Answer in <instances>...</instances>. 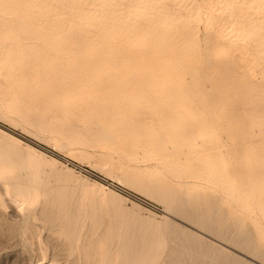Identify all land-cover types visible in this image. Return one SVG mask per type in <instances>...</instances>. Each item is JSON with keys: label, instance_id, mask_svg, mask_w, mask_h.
Masks as SVG:
<instances>
[{"label": "rangeland", "instance_id": "rangeland-1", "mask_svg": "<svg viewBox=\"0 0 264 264\" xmlns=\"http://www.w3.org/2000/svg\"><path fill=\"white\" fill-rule=\"evenodd\" d=\"M163 1L170 8L167 16L142 29L146 51L121 55L111 50L110 38L98 41V51L88 56L96 69L88 72V113H63L31 95L12 94L10 101L0 102V164L11 170L0 176V264H88L83 252L67 257L57 248L52 251L54 241L47 239L37 215L26 218L4 195V186L31 178L37 179L42 196L47 189L54 195L65 191L66 209L70 217L80 215L84 231L91 222L103 223V232L109 228L113 251L122 256L118 264L124 257L131 264H175L172 251L178 243L201 245L202 251L213 246L216 262L235 258L236 264H264V242L256 238L248 216L252 207L236 211L232 196L235 187L239 193L248 185V111L263 88L264 64H258L253 50L251 11L228 3L227 10L240 15L241 32L229 43L188 0ZM101 70L103 78L94 79ZM0 92L6 93L4 87ZM10 102L17 106L6 110ZM65 127L75 132L54 131ZM87 131L88 139L77 141ZM96 133L104 139L93 141ZM133 173L139 178L136 185L129 179ZM153 180L162 187L152 193L146 185ZM184 198L221 233L234 237L249 230L257 253L188 221L176 208ZM240 201L247 203L241 196ZM32 223L41 235H35Z\"/></svg>", "mask_w": 264, "mask_h": 264}, {"label": "bare ground", "instance_id": "bare-ground-1", "mask_svg": "<svg viewBox=\"0 0 264 264\" xmlns=\"http://www.w3.org/2000/svg\"><path fill=\"white\" fill-rule=\"evenodd\" d=\"M171 1H175L177 5L183 0ZM233 1L245 5L251 11L250 34L253 50L258 64H264V0H200L199 3L196 0H188L187 3L194 11L200 10L204 14L207 26L211 25V20L216 23L217 34L220 38L230 39V37L241 33L237 21L240 15L235 16L227 10L228 3ZM165 4L163 0H0V88L4 87L6 90V93L0 92V102L10 101L9 96L12 94L31 95L36 100L55 106L63 113H78V115L79 113H88V103L85 101L88 97L86 95L88 72H96L95 67L88 61V56L98 51L96 45L98 41L106 37L110 38L114 42L111 50L121 55L146 51L147 49L143 45L146 42V37L143 35L142 29L146 22L159 23L167 16L170 8ZM214 13L216 15H213ZM228 32L232 33L228 34ZM232 41L230 39L229 43ZM152 59L154 60V58ZM152 62L154 63V61ZM100 64L103 67L105 63L100 62ZM145 68L147 69V66ZM104 73L105 71L101 70L100 77L93 78L102 79ZM254 76L255 74L250 71V77ZM261 77L263 78L261 84L263 88L255 93L256 100L251 102L249 116L247 115L250 117L251 125L246 144L249 167L245 177L248 180V185H242V192L239 193L235 187L232 196L235 200L236 211H242V209L247 211V207H252L248 216L254 226L256 238L258 241L264 242V71ZM16 106V103L10 102L5 104L4 108L8 110ZM54 131L68 134L75 132L69 127L57 128ZM101 138L104 139L98 133L91 137L93 141L97 142L101 141ZM82 139H88V131L85 136H79L77 141ZM10 171L8 166L0 164V176ZM129 175L133 184L135 181H139L137 174ZM148 182V185L145 183L147 191L157 192L161 186L160 180ZM139 185L142 188L141 184ZM226 189L228 193L229 191L231 193V187ZM3 192L11 204L16 207H20L23 203L28 204L24 210L27 214L26 218L31 219L32 213L37 215V219L42 223V229L47 233V239L54 241L52 251L57 248L67 257L77 251L83 252V257L88 264H118V260H121L122 256H118L120 251L117 253L113 251V246L116 244L113 245L114 238L109 236L107 232L109 228L105 229L107 226L103 232L100 227L103 226V223L99 225L91 222L88 223V231H84L80 215L79 217H70L63 200L65 191L58 189L54 195L53 190L47 189V193L42 196L37 179L31 178L25 184L13 183L4 186ZM175 193L172 192L171 196H175ZM166 194L165 198L168 196ZM240 196L247 201L248 205L240 201ZM176 208L181 209L188 221L204 227L220 239L229 241L228 238L230 239L232 234L219 232L220 226L210 224L208 216L203 214L204 212H200L203 215L198 214L197 208L188 205L186 199ZM236 224L238 225V223ZM31 225L33 226V223ZM33 227L35 235L40 234L38 229ZM240 227L238 228L243 229ZM248 232L249 230L245 234L239 233V235L236 233L231 238L237 246L245 247L248 251L255 250V253L256 243ZM233 233H235L234 230ZM117 234L119 235V233ZM191 239L194 243L198 242L196 237ZM177 245L172 251V260L175 264H236L235 258H229L226 263L221 262L220 258L219 262L218 260L216 262V257L213 258L216 249L213 246H210L207 251H202L201 245V247L179 243ZM153 251L151 253H154ZM137 253L139 254V252ZM250 253L253 254V252ZM49 257L51 256L49 255ZM52 261H56L54 256ZM77 262H79L78 259ZM122 262L131 264V261L129 262L125 257Z\"/></svg>", "mask_w": 264, "mask_h": 264}, {"label": "clouds", "instance_id": "clouds-1", "mask_svg": "<svg viewBox=\"0 0 264 264\" xmlns=\"http://www.w3.org/2000/svg\"><path fill=\"white\" fill-rule=\"evenodd\" d=\"M26 207H28V204L27 203H23V204L20 205V207L17 209V211L19 213H23Z\"/></svg>", "mask_w": 264, "mask_h": 264}]
</instances>
